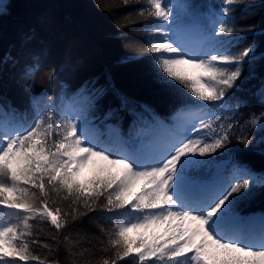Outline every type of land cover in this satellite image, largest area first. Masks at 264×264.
Wrapping results in <instances>:
<instances>
[{
  "label": "snow or ice",
  "instance_id": "6c2138e0",
  "mask_svg": "<svg viewBox=\"0 0 264 264\" xmlns=\"http://www.w3.org/2000/svg\"><path fill=\"white\" fill-rule=\"evenodd\" d=\"M243 2L221 0L211 30L192 43L179 33L171 0H119L117 6H139L123 17L128 24L137 18L157 22L146 35L163 39L150 40L142 54L151 56L157 78L181 98L167 122L146 106L131 107L110 79L62 97L58 110L52 95L36 91L38 78L41 87L55 82L57 65L43 68L52 56L49 47L29 49L37 40L34 30L21 37L19 55L0 57V65L13 67L27 61L18 82L29 93L32 113L26 121L10 103H0V264H61L56 256L62 245L70 264L77 257L81 264H264V228L251 229L236 211L264 189V173L230 148H254L258 129L264 150V110L241 121L231 104L245 68L256 61L254 44L241 47L233 39L239 19L234 6ZM183 7L191 12L195 6ZM109 93L119 103L104 119L117 123L106 126L108 140L102 141L90 115ZM259 100L264 107V83ZM121 114L129 123L127 136L118 127ZM226 150L232 155L228 167L211 179L195 175ZM90 213L104 220L94 251L65 234ZM32 221L55 229L45 238L52 243H41ZM32 245L53 258L42 259Z\"/></svg>",
  "mask_w": 264,
  "mask_h": 264
},
{
  "label": "trees",
  "instance_id": "16d2710c",
  "mask_svg": "<svg viewBox=\"0 0 264 264\" xmlns=\"http://www.w3.org/2000/svg\"><path fill=\"white\" fill-rule=\"evenodd\" d=\"M181 4L179 13L180 24L186 29L185 38L190 42L197 40L211 30L212 23L208 21L209 10L215 0H174ZM119 0H6L0 11V57L8 54L17 56L22 52L21 37L34 30L37 40L29 45V49L37 50L41 44L49 47L52 52L50 59L43 62V68L49 64L57 65L55 82L41 87L39 78L37 92H45L54 97L55 103L62 97H70L78 90L91 88L92 82L110 83L122 95L127 96L131 107L150 109V114L167 121L171 120L175 110L181 104V98L175 89L167 87L157 78L150 55L142 54L152 36L146 35L149 28L155 27L157 22L150 24L138 22L128 24L123 17L138 5L117 6ZM184 5H194V10L188 12ZM235 15L238 19V31L233 39L241 47L252 43L255 45L256 61L253 67H246L241 78L240 88L231 98V104L239 113L243 121L252 113L259 114L264 110L259 100V90L264 83V0H244L235 5ZM207 20L199 26L190 25L197 20ZM124 24V27H120ZM208 24V25H207ZM250 31V35L249 33ZM27 61L21 59L18 66L11 64L0 65V103H10L14 108L25 114L26 121L32 119V113L27 111L29 93H26L22 83L18 82L19 74ZM119 101L109 93L100 104L92 110L90 118L93 128L104 134L107 125L117 123L116 120H105V113L115 109ZM239 104V107H237ZM149 113H146L148 115ZM118 127L125 136L130 128L126 118L121 114ZM258 129L253 132L255 147L244 149L239 144L230 148L242 163L256 173H264V150L259 147ZM239 150V151H235ZM232 155L226 150L217 157V163L228 159L226 167L230 165ZM216 164L199 170L195 175L199 179H211L215 173ZM242 218L247 220L251 216L264 217V189L257 188L249 199L238 203L236 208ZM251 215V216H250ZM34 224V235H38L41 243H52L45 239L55 229L49 225ZM104 223L102 217L90 213L78 221L76 226L70 227L65 233L80 242V247L95 250L99 235L98 225ZM62 239V237H61ZM65 245H62L56 258L61 264H70ZM34 254L42 259L51 260L53 254L39 245H32ZM81 264L80 258H76ZM24 264V262H17ZM29 264H36L30 261ZM119 264H124L123 261Z\"/></svg>",
  "mask_w": 264,
  "mask_h": 264
},
{
  "label": "rangeland",
  "instance_id": "374dc122",
  "mask_svg": "<svg viewBox=\"0 0 264 264\" xmlns=\"http://www.w3.org/2000/svg\"><path fill=\"white\" fill-rule=\"evenodd\" d=\"M5 2L6 0H0V11L3 9L4 5H5ZM171 2L173 4H175L177 7L174 9V16L177 17V26H178V30H179V33L185 37L186 35V29L183 28V25L180 24V20H179V13H181V9H182V6L181 4H179L178 2L174 1V0H171ZM220 3H221V0H215L214 1V5H212V7L210 8L209 10V16H208V21L210 20L211 22V15L214 14L216 11H218L219 9V6H220ZM201 23H208L207 20H204V19H201V20H197L195 21L194 23H192L190 25V27L192 26H199ZM208 25V24H207ZM160 39H163L162 37H159V36H152L151 37V40H160ZM197 40H194L192 43H198L196 42ZM196 73L194 72L193 75H195ZM199 103V102H197ZM60 104H61V100H59L57 103H55V106L56 108L59 110V107H60ZM96 130V129H94ZM108 131V130H107ZM100 140L102 141H107L108 140V135H107V132L106 134L102 135L100 137ZM87 175V173H86ZM239 214V213H238ZM239 216H241L239 214ZM242 217V216H241ZM260 219H257L255 216H252L250 217L249 219H247L246 221H248V224L247 226L250 227L251 229H254V230H259L260 228H264V217H261L259 216Z\"/></svg>",
  "mask_w": 264,
  "mask_h": 264
},
{
  "label": "water",
  "instance_id": "95a60500",
  "mask_svg": "<svg viewBox=\"0 0 264 264\" xmlns=\"http://www.w3.org/2000/svg\"><path fill=\"white\" fill-rule=\"evenodd\" d=\"M228 162H229L228 159H222V160H220L217 163V165H216L215 172L217 173V170L218 169L222 171L226 167V165L228 164Z\"/></svg>",
  "mask_w": 264,
  "mask_h": 264
},
{
  "label": "bare ground",
  "instance_id": "6f19581e",
  "mask_svg": "<svg viewBox=\"0 0 264 264\" xmlns=\"http://www.w3.org/2000/svg\"><path fill=\"white\" fill-rule=\"evenodd\" d=\"M251 216V215H250ZM257 219H260V217L259 216H255Z\"/></svg>",
  "mask_w": 264,
  "mask_h": 264
}]
</instances>
